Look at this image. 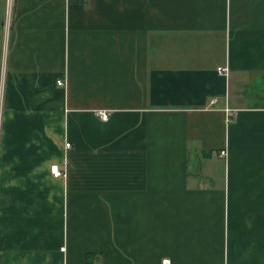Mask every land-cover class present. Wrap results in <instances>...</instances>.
Returning <instances> with one entry per match:
<instances>
[{
  "label": "crops",
  "instance_id": "crops-1",
  "mask_svg": "<svg viewBox=\"0 0 264 264\" xmlns=\"http://www.w3.org/2000/svg\"><path fill=\"white\" fill-rule=\"evenodd\" d=\"M163 260L264 264V0H0V264Z\"/></svg>",
  "mask_w": 264,
  "mask_h": 264
},
{
  "label": "built area",
  "instance_id": "built-area-1",
  "mask_svg": "<svg viewBox=\"0 0 264 264\" xmlns=\"http://www.w3.org/2000/svg\"><path fill=\"white\" fill-rule=\"evenodd\" d=\"M216 71L220 74H223V75H227L228 73V67L227 66H221V67H218L216 69ZM56 84L58 86H63L65 84V80L62 78V79H59L56 81ZM99 118L102 120V121H106L107 118H108V114L104 111H101L99 112ZM69 143L66 142L65 143V148H68L69 147ZM225 153L224 152H221V155H224ZM50 173L52 174L53 177H61V176H64V172H62L59 167L57 165H53L51 166L50 168ZM162 264H170L169 260H163L162 261Z\"/></svg>",
  "mask_w": 264,
  "mask_h": 264
}]
</instances>
